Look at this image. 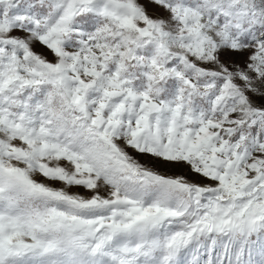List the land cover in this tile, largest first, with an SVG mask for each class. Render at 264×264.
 I'll use <instances>...</instances> for the list:
<instances>
[{"label":"snow or ice","instance_id":"snow-or-ice-1","mask_svg":"<svg viewBox=\"0 0 264 264\" xmlns=\"http://www.w3.org/2000/svg\"><path fill=\"white\" fill-rule=\"evenodd\" d=\"M0 264H264V0H0Z\"/></svg>","mask_w":264,"mask_h":264}]
</instances>
